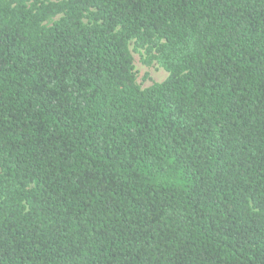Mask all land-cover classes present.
I'll return each instance as SVG.
<instances>
[{"label": "trees", "instance_id": "obj_1", "mask_svg": "<svg viewBox=\"0 0 264 264\" xmlns=\"http://www.w3.org/2000/svg\"><path fill=\"white\" fill-rule=\"evenodd\" d=\"M0 264H264V0H0Z\"/></svg>", "mask_w": 264, "mask_h": 264}, {"label": "rangeland", "instance_id": "obj_2", "mask_svg": "<svg viewBox=\"0 0 264 264\" xmlns=\"http://www.w3.org/2000/svg\"><path fill=\"white\" fill-rule=\"evenodd\" d=\"M129 49L133 57L136 84L141 89H146L153 84L161 83L167 78L168 74L158 65L155 60H152L149 64L146 63L148 55L145 49L134 50L132 42L129 45Z\"/></svg>", "mask_w": 264, "mask_h": 264}]
</instances>
